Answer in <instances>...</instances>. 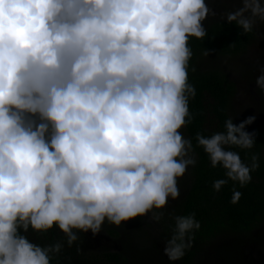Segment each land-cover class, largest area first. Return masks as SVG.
Returning a JSON list of instances; mask_svg holds the SVG:
<instances>
[{"label": "clouds", "instance_id": "clouds-1", "mask_svg": "<svg viewBox=\"0 0 264 264\" xmlns=\"http://www.w3.org/2000/svg\"><path fill=\"white\" fill-rule=\"evenodd\" d=\"M210 14L205 0H0V264H51L63 244L35 243L30 228L55 225L71 247L80 232L179 197L177 178L196 163L179 131L196 95L188 40L206 35ZM224 17L250 32L264 22V0H240ZM255 85L264 94V66ZM254 120L229 116L223 130L197 133L210 165L224 169L214 191L229 180L243 187L259 167L232 150L253 147L245 126ZM174 221L169 261L200 228L194 213Z\"/></svg>", "mask_w": 264, "mask_h": 264}, {"label": "trees", "instance_id": "trees-1", "mask_svg": "<svg viewBox=\"0 0 264 264\" xmlns=\"http://www.w3.org/2000/svg\"><path fill=\"white\" fill-rule=\"evenodd\" d=\"M205 2L215 15L202 22L206 29L203 38L188 40L192 50L188 80L196 95L189 99L191 121L179 129L191 140L196 163L177 178L179 197L169 198L161 209L154 208L119 226L105 221L95 238L99 245L89 243L91 230L80 232L79 239L69 247L55 225L44 232L30 228L24 234L35 243L63 244L60 252L52 255L51 264H264V94L255 85L264 66V22L258 20L252 31L244 33L224 17L240 0ZM205 50L207 55H203ZM252 115L255 120L245 130L255 132L253 147L233 146L232 150L247 164L256 155L259 167L243 187L229 180L214 191L212 182L224 178V169L210 165L196 135L223 130L229 116L233 123H239ZM233 190L241 192L234 204L230 202ZM151 212L162 213L159 222L151 219ZM192 213L200 222V228L193 229L192 246L179 260L169 261L163 249L172 233L174 217Z\"/></svg>", "mask_w": 264, "mask_h": 264}, {"label": "rangeland", "instance_id": "rangeland-1", "mask_svg": "<svg viewBox=\"0 0 264 264\" xmlns=\"http://www.w3.org/2000/svg\"><path fill=\"white\" fill-rule=\"evenodd\" d=\"M96 235H97V233L96 234H93L92 233V238L89 240V243L98 244V245L100 244V241H98V240L95 239L96 238Z\"/></svg>", "mask_w": 264, "mask_h": 264}]
</instances>
